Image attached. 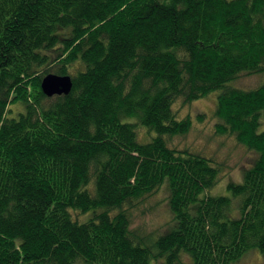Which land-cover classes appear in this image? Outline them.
<instances>
[{"label":"trees","instance_id":"1","mask_svg":"<svg viewBox=\"0 0 264 264\" xmlns=\"http://www.w3.org/2000/svg\"><path fill=\"white\" fill-rule=\"evenodd\" d=\"M49 72L70 74V92L46 95ZM263 72L264 0H0V264H233L264 250V83L230 84ZM218 89L216 132L257 153L229 183L236 218L231 196L201 197L221 164L167 140L191 126L174 103ZM165 177L178 225L151 245L125 206Z\"/></svg>","mask_w":264,"mask_h":264},{"label":"rangeland","instance_id":"2","mask_svg":"<svg viewBox=\"0 0 264 264\" xmlns=\"http://www.w3.org/2000/svg\"><path fill=\"white\" fill-rule=\"evenodd\" d=\"M54 64L48 68L53 71ZM70 71H75L71 67ZM264 83V72L260 74H242L230 84L241 88H253ZM220 90H214L209 95L195 99L191 102H184L178 99L174 103V109L179 119L190 118L191 126L188 132L168 135L167 140L171 146L187 147L193 152L211 157L215 162L221 164L222 171L219 180L214 186L205 190L201 197L205 195H229L232 197L229 217L241 216L240 197L233 196L229 188L230 182L243 183L246 170L253 165L257 153L248 150L240 144L235 135L219 134L216 132V123L220 117L215 114L218 95ZM12 116H19V112L25 111V106L21 102L11 104ZM125 121H137L136 116L128 117L123 115ZM138 137L141 141L152 140L156 131L139 124ZM264 130V111L260 118L259 131ZM254 161V162H253ZM199 201L190 205L193 212ZM131 220V227L140 235H143L148 244L153 245L160 235L169 232L178 225L177 218L170 206V185L169 178L165 177L161 186L151 193L145 194L135 199L131 204L125 206ZM92 214V210L78 215L81 221L86 220ZM151 263L155 260L152 258ZM76 264H87L84 260ZM181 264H190L188 255L182 256ZM233 264H264V250L250 249L242 256L233 261Z\"/></svg>","mask_w":264,"mask_h":264},{"label":"water","instance_id":"3","mask_svg":"<svg viewBox=\"0 0 264 264\" xmlns=\"http://www.w3.org/2000/svg\"><path fill=\"white\" fill-rule=\"evenodd\" d=\"M72 85L73 80L70 74L49 72L45 74L41 80L42 90L48 96L68 93Z\"/></svg>","mask_w":264,"mask_h":264}]
</instances>
